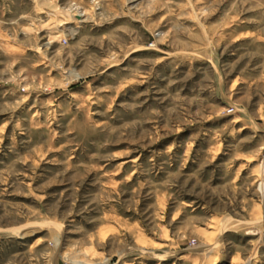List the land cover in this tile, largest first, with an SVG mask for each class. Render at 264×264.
Returning a JSON list of instances; mask_svg holds the SVG:
<instances>
[{
	"label": "rangeland",
	"instance_id": "rangeland-1",
	"mask_svg": "<svg viewBox=\"0 0 264 264\" xmlns=\"http://www.w3.org/2000/svg\"><path fill=\"white\" fill-rule=\"evenodd\" d=\"M0 264H264V0H0Z\"/></svg>",
	"mask_w": 264,
	"mask_h": 264
},
{
	"label": "bare ground",
	"instance_id": "bare-ground-1",
	"mask_svg": "<svg viewBox=\"0 0 264 264\" xmlns=\"http://www.w3.org/2000/svg\"><path fill=\"white\" fill-rule=\"evenodd\" d=\"M81 16V15H80ZM261 175V174H260ZM22 236H23V234H22Z\"/></svg>",
	"mask_w": 264,
	"mask_h": 264
}]
</instances>
